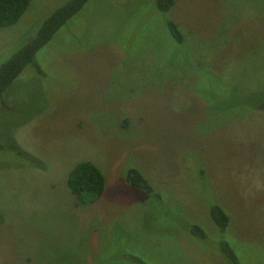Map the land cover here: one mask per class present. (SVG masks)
I'll return each mask as SVG.
<instances>
[{
    "label": "rangeland",
    "instance_id": "rangeland-1",
    "mask_svg": "<svg viewBox=\"0 0 264 264\" xmlns=\"http://www.w3.org/2000/svg\"><path fill=\"white\" fill-rule=\"evenodd\" d=\"M70 1L32 0L0 30V69ZM37 62L0 104V264H229L212 205L239 259L264 264V0H90ZM82 161L106 179L94 204L68 189Z\"/></svg>",
    "mask_w": 264,
    "mask_h": 264
},
{
    "label": "trees",
    "instance_id": "trees-1",
    "mask_svg": "<svg viewBox=\"0 0 264 264\" xmlns=\"http://www.w3.org/2000/svg\"><path fill=\"white\" fill-rule=\"evenodd\" d=\"M32 0H0V30L16 26L28 11ZM90 0H71L66 5L53 11L38 29L36 35L0 69V104L5 103L4 95L19 79L28 67H34L39 74L43 71L37 62L38 54L47 47L58 33L88 5ZM158 10L168 14L176 5V0H155ZM168 28L173 39L178 43L184 42V36L175 22L169 21ZM24 39H26L24 37ZM5 147L0 144V151ZM68 189L77 199L78 205L94 204L104 195L106 179L101 169L91 161H82L75 164L68 175ZM127 184L146 194L152 195L161 202V195L157 194L150 183L138 170L128 173ZM171 211L164 209L167 215ZM209 219L216 229V245L210 247L229 264H246L239 259L236 251L231 247L228 230L231 228L232 218L219 205H212ZM182 225V223H181ZM191 235L195 242L211 243L212 235L200 225H192ZM139 264H149L143 259L136 260ZM137 263V264H138Z\"/></svg>",
    "mask_w": 264,
    "mask_h": 264
}]
</instances>
